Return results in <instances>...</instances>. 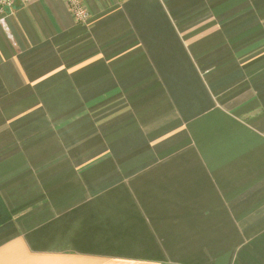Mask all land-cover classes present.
<instances>
[{
  "label": "crops",
  "instance_id": "crops-1",
  "mask_svg": "<svg viewBox=\"0 0 264 264\" xmlns=\"http://www.w3.org/2000/svg\"><path fill=\"white\" fill-rule=\"evenodd\" d=\"M85 3L0 16V264H264V0Z\"/></svg>",
  "mask_w": 264,
  "mask_h": 264
},
{
  "label": "built area",
  "instance_id": "built-area-1",
  "mask_svg": "<svg viewBox=\"0 0 264 264\" xmlns=\"http://www.w3.org/2000/svg\"><path fill=\"white\" fill-rule=\"evenodd\" d=\"M68 9L75 19V21L79 24H86L90 17L91 12L88 6L85 3V0H63ZM30 0H0V16L5 17L15 9L16 6L21 5L25 6L29 4ZM3 25H5L4 18L1 19Z\"/></svg>",
  "mask_w": 264,
  "mask_h": 264
},
{
  "label": "trees",
  "instance_id": "trees-1",
  "mask_svg": "<svg viewBox=\"0 0 264 264\" xmlns=\"http://www.w3.org/2000/svg\"><path fill=\"white\" fill-rule=\"evenodd\" d=\"M10 219L11 216L9 215L7 208L5 207L0 196V226L7 223Z\"/></svg>",
  "mask_w": 264,
  "mask_h": 264
}]
</instances>
